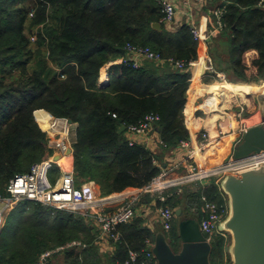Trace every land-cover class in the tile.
I'll return each instance as SVG.
<instances>
[{
  "label": "trees",
  "instance_id": "trees-1",
  "mask_svg": "<svg viewBox=\"0 0 264 264\" xmlns=\"http://www.w3.org/2000/svg\"><path fill=\"white\" fill-rule=\"evenodd\" d=\"M223 2L220 31L229 34L231 69L241 79L255 80L264 75V0ZM161 15L160 0H0V193L11 176L52 153L46 126L53 117L76 123L72 153L60 160L73 171L76 185L94 181L106 196L142 187L157 175L160 167L151 151L139 143L129 145L127 130L118 128L154 112L159 117L156 131L167 148L189 138L183 116L190 76L186 65L197 58V42L189 25L167 29ZM154 22L161 28L153 27ZM127 44L149 46L162 60H142L135 67ZM118 56L127 58L110 64L109 79L99 84L100 68ZM170 58L184 60L186 67H173ZM199 72L194 71V78ZM216 88L223 90L225 102L232 92H248L232 84ZM188 91L194 94L198 85ZM185 111L191 112L190 103ZM187 122L194 125L192 114ZM50 172L57 173L55 165ZM183 193L184 185L181 193L157 204L180 207ZM221 193L212 183L186 198L204 208L202 194L221 203ZM91 225L80 214L23 200L0 230V264H35L42 251L72 240L85 246L64 249L63 264H99ZM118 230L116 250L107 254L111 264H123L128 249L140 250L150 236L138 218ZM170 230V239L179 245L175 227ZM224 241L220 235L211 238L210 264L218 263Z\"/></svg>",
  "mask_w": 264,
  "mask_h": 264
},
{
  "label": "built area",
  "instance_id": "built-area-1",
  "mask_svg": "<svg viewBox=\"0 0 264 264\" xmlns=\"http://www.w3.org/2000/svg\"><path fill=\"white\" fill-rule=\"evenodd\" d=\"M161 1V18L160 21L164 24H170L174 19L175 6L171 0ZM184 3L190 5V0H183ZM220 5L213 10L214 26L213 31H220L224 23L222 21L225 5L223 0H217ZM191 33L197 44H203L205 41L201 31L191 25ZM128 59L132 61L133 66H138L142 60L161 61L160 53L152 50L149 46L142 45H126ZM127 58V57H126ZM124 57L121 61L126 60ZM173 67L178 69L188 68L191 70L195 63L200 60L197 57L190 60L188 65L182 59H168ZM120 61V62H121ZM207 68L214 71L220 83H226L227 77L224 72L217 71L213 68L211 56L205 57ZM243 106L236 110V120L229 124L228 129H218L217 134H211L207 130H199L197 143L191 144L190 136L188 139H183L177 145L178 148L187 149V154L182 165L186 168V174L180 178L169 177L168 174L177 164H169V166L160 168V171L146 185L140 188L141 191L149 193L157 202H164L166 198L173 193H181L183 185L188 182L201 181L202 178L219 173L238 174L240 171L248 168H254L264 164V148L251 152L245 158L240 160L230 159L220 166L212 168H201L199 163L205 161V155L210 146L216 142L220 136H232L237 145L243 133L253 125L247 120H241L243 115ZM158 115L154 112H149L137 123L129 124L127 130V140L129 145L139 143L141 137L150 136L156 131L155 123L158 120ZM73 130V132H72ZM47 146L52 150V153L46 158L33 163L30 169L26 172H17L7 181L4 192L0 193V228L3 225V216L5 211L11 210L14 205L22 200H30L51 206L57 209H64L75 214H80L87 221H93L97 225V232L94 237V242L106 241L109 245L114 244L119 240L120 233L118 226L130 221L135 216V206L139 201L138 194L132 193L126 197L115 209H108L110 203L104 202L103 198L97 199L94 195L87 196L84 187L75 185L74 175L71 169L65 168L57 177L55 182H51L48 178L49 171L57 162L70 154L66 151L72 148L74 134L73 122L69 123L66 117H53L48 121L46 126ZM158 143L163 147L167 144L159 137ZM60 154L58 160H53V154ZM169 159V158H168ZM169 161H173L170 160ZM153 162L158 164L153 158ZM219 183V178L216 179ZM172 187H175L171 190ZM204 208L207 210L205 215L199 221V228L205 233L206 239L211 241L212 236L217 230L218 223L227 214V202L224 198L223 202L209 200L205 194L201 195ZM157 213L165 230H170L173 219L175 218V207L168 205H158ZM153 240L149 237L144 240V247L140 250L129 248L127 257L123 264H157V259L152 251ZM85 246L79 240H72L63 245H58L53 248L42 251L35 264H55L54 256L62 252L64 249L73 246ZM92 264V263H86ZM117 264H121L117 262ZM228 264V263H227Z\"/></svg>",
  "mask_w": 264,
  "mask_h": 264
},
{
  "label": "crops",
  "instance_id": "crops-1",
  "mask_svg": "<svg viewBox=\"0 0 264 264\" xmlns=\"http://www.w3.org/2000/svg\"><path fill=\"white\" fill-rule=\"evenodd\" d=\"M171 1L175 6L174 19L169 25L163 24L165 28L170 30H177L182 24H187L189 26L193 25L201 31L205 39L204 40L205 42L203 44L201 43L197 44V57L203 59L202 69L200 70L197 78H194L195 65L190 70L189 84L185 92L186 101L184 104L183 116H184V124L189 132L191 144L195 145L197 143V137L200 132L199 130L201 129L207 130L211 134L214 133V135L217 134L219 128H221L222 130L228 129L229 124L232 123L234 120H236L235 117L236 110H238L241 106H243L244 108L245 96L247 97V100H252L254 102L253 106H255L256 109L254 111H251L247 115L245 114V108H244L241 120L247 119L249 120V122H252L253 124H263L264 126V75L253 81H247L237 77L233 73L230 66L229 34L227 31L224 30L220 32L213 31V26H214L213 10L216 6H219L220 3L217 0H190L189 3L190 5H187L186 3H184L183 0H171ZM227 34H228V38H226L225 36ZM218 35H220L219 38H217ZM218 45L222 46L224 49L222 56H220L219 51L215 52L214 50V53L213 51H210L211 50L209 48L210 46L213 47L214 49V47ZM209 52L210 53L212 52L211 54L212 56H214V60L212 59L213 68L217 71L224 72L227 77V81H229L236 88H244L248 90L247 93L242 95L240 94L239 91L232 92L230 94V99L228 101L225 102L223 100L224 99V94L222 93L223 90L221 89L219 90V88L213 89L215 88V86H219L222 84L217 78L215 72L208 69L207 64L205 63V57L209 55ZM122 58L123 56H118L114 60H111L107 62L105 65H103L99 70L100 79L98 81L104 82L108 80L109 79L107 72L108 66L113 63H119ZM222 61L225 66L220 65ZM141 62L142 61H140V63ZM102 69L105 74V78L103 79H101ZM193 83H196L198 85L199 91L195 92L194 94H191L189 93L188 90ZM214 98L220 100V102L218 101L217 106L211 108L205 106L207 102L209 103V100L211 102L209 104L215 105L216 102L214 101ZM240 98L244 103L243 102L240 103L238 101ZM188 103H190L191 105L190 113L185 111ZM189 114H192L194 125L192 124L189 125L187 122V117ZM73 127H74V134H72V137L74 138L76 123H73ZM159 137L160 136L158 132L155 131L150 136L139 138L141 139L139 144H142L144 147L148 148L151 151V153L153 154V158L157 160L158 166L160 168L169 166L170 163L171 164L178 163L177 166L172 171L169 172L168 176L177 179L182 178L186 174V168L182 165L183 160L186 156L184 155L185 150L178 148L177 146L172 149L167 148V146L163 147L158 143ZM227 139L228 136H220V138L216 139V142L210 146L212 151L206 154L205 161L203 162L201 161L199 163V166L201 168H212L215 166H220L221 164L227 162L232 158V153L230 152V150L231 149L233 150L234 147L236 146L235 141L233 137L232 139H229L226 142ZM224 147H226V149H223ZM221 151H224V153L227 152L226 154L227 158L222 160L221 163L214 164L213 158L215 157V159L216 158L219 159L222 153ZM168 158L170 160L174 159L175 161H169ZM55 166L57 168V172L59 173V175L66 168L62 165V162H60V160L57 162V164H55ZM218 176L219 174L211 175V180L210 179L201 180L196 182H188L184 184V193L182 194L181 197L183 199V204L180 207H175V208H180V214L184 213V217H181L178 221H176V218H174L172 222V227L173 226L176 227L177 233H178V223L180 222V220L184 218H193L197 220L199 223L201 218L204 217L202 215L205 212L203 205L200 203L196 204L193 200L189 198L187 199L186 198L187 193L190 191H195V188L197 187L205 188L207 186H210L212 183L217 184L219 189H221L219 183L215 182L216 179H218ZM80 185L82 187H90L93 192V195L97 199L103 198L101 200H103L106 203H110V205H112L108 208L110 210L115 209L126 197L130 196L132 193L138 194L139 201L135 206V216L131 220L137 218L140 219L142 226H145L150 231L149 238H151L153 242L156 238V235L160 233L163 234L166 240L170 243L169 235L171 234V232L169 230H165L162 226L161 220L157 213L158 204L155 205L154 198L149 193L141 191L140 190L141 187H127L120 192H113L109 195L101 196L99 186L94 181L84 182ZM174 188L175 187H172L171 190ZM222 193L221 194L223 195V197L226 199L227 202L226 194L223 191ZM88 222L90 223V225L92 224L91 227H93L96 233L97 225L91 220ZM214 235L216 236L220 235L224 237L225 247H224L223 255L225 256L226 254H228L229 256L228 263H229L230 255L226 251V247L230 243V234L228 233V231L220 227H217V230L214 233ZM95 244L97 246L98 253L101 259L99 264H111V261L107 259L108 258L107 254L110 255L114 253L116 250V246H111L106 241H100ZM180 246L181 245L179 244L178 249L177 250L173 249V250L178 251L180 249ZM59 257H63V254L61 252L55 255L54 259L57 261Z\"/></svg>",
  "mask_w": 264,
  "mask_h": 264
},
{
  "label": "water",
  "instance_id": "water-1",
  "mask_svg": "<svg viewBox=\"0 0 264 264\" xmlns=\"http://www.w3.org/2000/svg\"><path fill=\"white\" fill-rule=\"evenodd\" d=\"M153 27L160 29L161 25L154 22ZM67 121L72 123L70 118ZM125 129L122 124L118 132ZM261 148H264V126L253 124L232 150V158L240 160ZM66 153H72V148H68ZM59 158V153L53 154V160ZM218 178L227 196L228 211L218 227L230 234V243L226 247L230 255L228 264H264V164L238 174L219 173ZM175 214H180V208H175ZM178 239L181 246L174 251L163 234L156 235L152 251L157 264H210L211 244L197 220H180Z\"/></svg>",
  "mask_w": 264,
  "mask_h": 264
},
{
  "label": "rangeland",
  "instance_id": "rangeland-1",
  "mask_svg": "<svg viewBox=\"0 0 264 264\" xmlns=\"http://www.w3.org/2000/svg\"><path fill=\"white\" fill-rule=\"evenodd\" d=\"M218 32H220V31H218ZM33 36H34V34H33ZM226 36V38H228V34L227 35H225ZM212 37V36H211ZM220 37V35H218V37L217 38H219ZM211 50L210 51H213V53H214V50H215V52L216 51H219V53H220V56H222L223 55V51H224V49H223V47L222 46H216V47H214V49H213V47H209ZM212 53V52H211ZM210 52H209V55L212 57V59L214 60V56H212V54H211ZM123 59V58H122ZM121 59V60H122ZM215 63V62H214ZM220 65H222V66H225L224 65V63H223V61H222V63L220 64ZM219 69V68H218ZM226 72V71H225ZM101 73H102V75H101V78L103 79V78H105V74H104V72H103V69L101 70ZM227 74V73H226ZM100 78H99V76H98V79H97V82L100 84V82L98 81ZM248 81H253V79L251 80V79H248ZM230 83V82H229ZM231 84V83H230ZM233 88H234V86H233ZM245 98V99H244ZM243 99L245 100V103L241 100V98L238 100L240 103L241 102H243L244 103V108H245V114H249L251 111H254L256 108H255V106H253V101L252 100H247V97L245 96ZM241 106V105H240ZM247 120V119H246ZM247 122H249V120H247ZM74 123V122H73ZM250 123H252V122H250ZM73 129H74V127H73ZM72 132H73V130H72ZM226 139V138H225ZM229 139H232V136H228V139L226 140V142L229 140ZM223 149H226V147H224ZM183 150H185V153H184V155H186L187 154V149H183ZM225 151V150H224ZM224 151H221L222 153H221V155H220V158L218 159V158H216L215 159V157L213 158V162H214V164H218V163H221V161L222 160H224L225 158H227V156H226V154H227V152H225L224 153ZM230 152L232 153V149L230 150ZM225 155V156H224ZM67 158L69 157V156H66ZM173 161H175L174 159H173ZM59 176V173L57 172V173H53V174H51V172L49 171V173H48V178H49V180L53 183V182H55V180L57 179V177ZM211 180V176H206V177H204V178H202V180ZM76 185V184H75ZM3 193V192H2ZM23 201V200H22ZM21 202V201H20ZM19 203V202H18ZM18 203H16L14 206L15 207H17L18 206ZM9 212H10V210L9 211H5L4 212V216H3V225L5 224V223H7V220H8V217H9ZM73 213V212H72ZM181 217H184V213H182V214H180L179 216L177 215V216H175V218H176V221H178ZM14 221H15V215H13L12 217H10V224L11 225H13L14 224ZM175 221V222H176ZM3 225L1 226V228H0V230L2 229V227H3ZM170 232H171V230H169ZM175 231H176V227H175ZM169 236H171V234L169 235ZM216 237H218V236H216ZM170 243H171V247H172V249H175V250H177L178 249V245L177 244H175V243H173L172 242V239H170ZM62 253V252H61ZM217 261H218V263L217 264H227L228 263V261H229V256H228V254H226L225 256L222 254L220 257L218 256L217 257V259H216ZM55 264H63V257H59V259L55 262Z\"/></svg>",
  "mask_w": 264,
  "mask_h": 264
},
{
  "label": "bare ground",
  "instance_id": "bare-ground-1",
  "mask_svg": "<svg viewBox=\"0 0 264 264\" xmlns=\"http://www.w3.org/2000/svg\"><path fill=\"white\" fill-rule=\"evenodd\" d=\"M202 62H203V59L202 58H200V60L199 61H197L196 63H195V69H194V71H200L201 69H202ZM102 79V78H101ZM223 85H225V86H227V87H230V83H229V81H227L226 83H223ZM214 101L216 102V104L214 105V104H209V103H211L210 102V100H209V103L207 102V104H206V106L208 107V108H211V107H215V106H217V104H218V101L220 102V100L219 99H215L214 98ZM230 116V115H229ZM231 117V116H230ZM227 119V118H226ZM227 122V121H226ZM225 122V123H226ZM224 128V127H223ZM226 128V127H225ZM65 157H63V158H61L60 160H62V159H64ZM94 188V187H93ZM84 190H85V194L87 195V196H93V192H92V190H91V188L90 187H84Z\"/></svg>",
  "mask_w": 264,
  "mask_h": 264
}]
</instances>
